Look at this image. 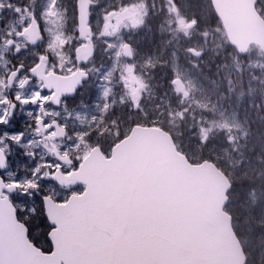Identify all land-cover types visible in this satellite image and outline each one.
I'll return each instance as SVG.
<instances>
[{
	"label": "water",
	"instance_id": "water-1",
	"mask_svg": "<svg viewBox=\"0 0 264 264\" xmlns=\"http://www.w3.org/2000/svg\"><path fill=\"white\" fill-rule=\"evenodd\" d=\"M208 1L221 22L230 46L241 57L249 54L251 46L264 52V19L257 10L258 0ZM92 6L91 0L77 2L78 28L84 33L82 40L78 32L79 39L86 45L81 48L82 55L94 46L92 28L91 32L88 31ZM35 28L36 24L32 22L25 36L34 32ZM93 57L94 54L85 62L77 59L76 55L77 65H85ZM81 71L78 69L68 76L55 74L50 78L72 86V81ZM80 80V84L74 85L73 92L60 95V101L64 97H74L89 80V75L86 73ZM51 103L60 106V103ZM14 111L15 107L11 105L5 126L11 122ZM38 127L41 133H46L43 124ZM144 128L153 127L134 126L128 135L130 138L120 141L112 149L110 157H106L101 149L103 155L90 152L88 178L93 186L91 199L71 218L65 215L66 209L54 210L56 218L64 226L59 237L63 249L58 257L59 264L81 260L97 264H246L232 216L226 211L228 194L233 187L229 177L221 170L231 185L221 196V184L215 170L199 167L203 162L191 163L165 130L144 131ZM133 129L136 131L133 132ZM66 135L67 131L64 136L46 138L53 148L52 142L64 139ZM55 149L53 153L56 157L59 151L56 146ZM2 154L5 167L0 168V173L7 165V157L4 152ZM56 175L60 173L55 172L52 177ZM0 180L6 184L1 176ZM77 185L85 184L77 182L61 186ZM15 192L16 189L0 188V208L3 209L0 236L7 238L9 251L5 259L25 262L36 257L18 244V236L26 235L25 244L34 245L29 239L28 228L25 233L19 227L23 223L18 220L17 209L10 200V195ZM5 195L8 200H4ZM10 206L16 209L14 216ZM70 223L79 233L71 244L68 242Z\"/></svg>",
	"mask_w": 264,
	"mask_h": 264
},
{
	"label": "rangeland",
	"instance_id": "rangeland-1",
	"mask_svg": "<svg viewBox=\"0 0 264 264\" xmlns=\"http://www.w3.org/2000/svg\"><path fill=\"white\" fill-rule=\"evenodd\" d=\"M9 0H0V2H3L4 5H6V2ZM99 2V6L94 9L95 18L93 20L94 22V33L95 37L97 39V52L94 59H92L89 69L91 72L95 75V80L93 81L95 90L99 93L100 100L99 101H83L84 93L81 96V100L78 101L79 104H72L71 107H69V104L64 105V107H61L60 109H56L54 107H50L47 104L43 105L44 111H41V101H37L35 104L32 103H22L21 102V114L25 116V118L22 120V122H28L27 124V130L24 133V136L22 140L20 141V147L24 148L27 152L28 157L29 154H35L36 160L35 162H31V160H28L27 157L24 159V163L22 164V167L20 168L21 173L15 174L18 169L17 164L12 162L8 165L4 172H2L1 176L8 181V184L13 183L14 181L20 182L21 184H24L26 187V181L29 179H33L34 182L40 180L39 177L43 175V172L48 171L50 173H54L55 169L50 168L47 165L49 163H55L56 157L53 154L52 147L49 145V143L45 140L43 134H40L37 132V128L35 126L36 120L38 117H43L45 120H52L50 117H54L60 122L63 123V125H66L70 132L68 133V136L64 141L59 142L57 144L55 142V146L58 148V151L61 155H63L62 151L60 150V147H68L70 148L69 153H73V156L75 158L77 156H82L85 153L90 154V149L85 148L84 145H81V148L79 150H75L73 148V145L76 142V133H90L86 137L87 141L89 142V136H94L95 138L98 137V135L101 133V131L104 130V120L107 115V111L109 109L110 100L112 97H115V95L118 94V99L123 104H127L129 106V110L135 111L136 105L131 101L128 90L124 86L122 80H121V65L124 63H135L136 64V72L137 75H139V60H132L128 61L121 56L119 60L115 57V52L117 48L115 46H118L122 41L128 42L127 39L131 37V34L134 31H137L141 28H145L149 14L151 11V3L149 0H132V3L127 2L126 0H97ZM166 9L168 11V14L171 15L170 19L167 20L168 23H166L165 30L169 33H179L182 35H185L183 32L176 31L177 29V23H176V16L169 12V9L172 7V4L170 3V0H166ZM51 3V0H46V3L44 5V11L48 8L49 4ZM139 3H144L146 5L147 14L143 18V24L139 28H132V27H121L120 32L116 36L107 37V36H101L100 33L103 31V26L105 24V16L112 12H119L121 8H132L133 5H137ZM176 6L180 10V15L185 17L188 21H191V9L193 7L198 8V4L203 6V3L200 2V0H177L175 2ZM207 6V5H206ZM12 8V7H11ZM56 9V8H55ZM257 10L264 18V0H259L257 5ZM17 14L18 18H14V21L11 23V29L9 33H12L9 38H6L4 42L2 41L3 45L0 47V101H3L5 98L7 99V93H6V74L10 72L9 67V57L12 58V60H19V61H33V59H36L39 57L38 50L34 49L32 51V47L29 46V44L23 39V37L17 39L16 38V31L23 28L24 23H21V17H28V12L24 13L21 11L20 13H17L14 9V14ZM58 16L60 17V27L57 29V27L52 23L53 20L56 19V17L51 16H44L43 18L48 23L47 32L49 35V30H51L55 34H59L62 32L66 37L67 34L64 29V14L61 10L57 11ZM191 16V17H190ZM203 19L206 21H210L212 18L210 16L206 17L203 14L200 15ZM30 20V17L28 18V22ZM1 22V21H0ZM115 23V20L112 21ZM197 27V21L196 26L194 28H191L187 34L190 35V33L195 30ZM13 39L14 45L6 47V44H8V40ZM52 39V36L49 35V40L44 42V46L47 47V45L50 43ZM74 37L69 41L68 45H73ZM108 43H112L114 47L109 48ZM129 43V42H128ZM27 44V47L25 45ZM19 46L21 48V51L19 53L15 52V47ZM67 47V46H66ZM66 47L63 49H57L56 51L62 52V58L57 57L55 55V52H52V55L54 57L53 65L56 69V71H62L66 72L69 70V68H74L75 63L72 61V58H70L68 55V51L66 50ZM134 49V48H133ZM135 50V49H134ZM136 54V50H135ZM242 62L238 61L242 65V68L244 70L250 69L253 71L252 78L250 85L254 87V89L258 92L255 96L260 95L259 92H261V96L264 99V52H262L258 47L252 46L249 52V55L246 57ZM149 61V60H148ZM244 64V66H243ZM111 72L112 75L109 77L108 80H105L104 77L108 75V73ZM178 73L181 75L182 80L185 82L186 88L190 89V97L186 100L182 98V95H178L175 90H171V93L169 94V98H172L174 96L176 107L169 108V116L171 119H179L181 118L176 113L178 111L183 112V120H187V116L194 119H199L192 127L190 126V136L191 138L194 137L196 139V142H201L200 139V127H209L210 124H219L222 122H227L229 125H231V130H221L217 127H213V131L209 134V139L206 143L202 144H208L209 141H211L210 144V150L215 153L217 158L222 161L223 166L225 169H227L235 178L236 181L238 180L241 183L247 182V180H259L260 182L257 183V190H261L264 186V181L260 180L258 177H255V170H256V162L261 160L260 155L257 153H254L255 146L250 145V128L247 126L250 121L245 120L243 123L239 119L237 114L229 113L225 108L222 106L216 104V102L210 97V95H207L204 89L198 85L197 81L189 76L188 71H178ZM177 75V72H176ZM141 77V76H140ZM143 80V79H142ZM144 82V81H143ZM145 83V82H144ZM105 87H108L111 89L109 92V96L105 99L102 97V92L104 91ZM231 87V86H230ZM230 87L228 88V91H230ZM146 89V87H145ZM145 89L141 92V98L139 100L142 101V97L144 95ZM39 85L37 86H31L25 91L19 90L16 92L15 95L19 94L21 97V101L25 99H29L32 97V95L40 91ZM42 95H46L44 92H42ZM98 96V95H97ZM254 97L250 100L251 103H253ZM204 102V103H202ZM213 102V103H212ZM108 104V108L104 109V105ZM201 105H204L205 107H201ZM67 108H66V107ZM8 107V104L0 103V116H3L6 112V109ZM58 113V115H57ZM263 120V116L257 115L252 116L251 121H259L261 122ZM107 126V125H106ZM105 126V128H106ZM125 133L129 132V129L127 130V127L125 126ZM262 131L264 132V125H262ZM257 129L256 131H258ZM188 130V128H187ZM131 132V131H130ZM18 133H15L17 135ZM130 134V133H129ZM13 134L5 135L4 131L0 132V147L3 146V144L7 141V138L11 140V142L18 147L19 145L17 142L11 137L15 136ZM259 135V132H258ZM229 136H231V140H229ZM96 140V139H95ZM10 142V147H11ZM99 141H94L89 143L91 147H95L98 144ZM198 147H201L199 143H196ZM109 145V143H107ZM117 144H115L116 146ZM195 145V142L190 140L188 142V146L192 149ZM112 146V148L108 149L109 153L104 155L106 157L111 156L112 149L115 147ZM100 147V146H99ZM4 151L8 154V151L11 150L7 143L4 147H2ZM85 148V149H84ZM101 148V147H100ZM81 150L83 153L81 154ZM26 155V156H27ZM31 162V163H30ZM41 167V172L36 174L34 177L33 172L37 167ZM65 167H68L67 164H65ZM33 176V177H32ZM18 178V179H17ZM50 178H45L42 180L41 188L39 189L40 193L42 194L43 190L48 191L45 192V194H51L53 196L54 200H65L70 197V195L75 192L77 194L81 193L85 189V185H79V188H73V186L68 187H53L46 185V181ZM52 180V179H50ZM53 181V180H52ZM54 182V181H53ZM56 183V182H54ZM57 184V183H56ZM58 185V184H57ZM59 186V185H58ZM21 193L25 189H19ZM18 190V191H19ZM18 194L17 197L19 202L16 204V207L19 209L21 208H39L40 201L35 198V193H32V196L29 195H22ZM242 198V197H240ZM239 199V198H238ZM241 200V199H239ZM238 206H240V209H243L241 212L242 216H246L244 221V228L245 230L250 233L249 239L253 244V252H254V258L253 261H255L253 264H264V219H261L260 215L253 212V210H250L249 208H246V204H243V201H239ZM32 216L30 213L25 212L23 213V217L25 219L34 221V226L37 227L39 225V221L41 220L39 217ZM39 218V219H38ZM260 228L261 231H260ZM258 230L261 232V235H259ZM42 236V235H40ZM256 238H258V243H256ZM30 239V237H29ZM31 241V240H30ZM32 242V241H31Z\"/></svg>",
	"mask_w": 264,
	"mask_h": 264
},
{
	"label": "trees",
	"instance_id": "trees-1",
	"mask_svg": "<svg viewBox=\"0 0 264 264\" xmlns=\"http://www.w3.org/2000/svg\"><path fill=\"white\" fill-rule=\"evenodd\" d=\"M126 1L132 3V0ZM149 1L151 11L146 27L134 31L127 39L136 50L134 59L140 61L138 73L146 85L142 101L139 108L132 111L127 104L119 101L118 94L112 97L104 120V130L97 138L89 136L88 144L99 141L97 145L101 147L102 152L108 154V149L128 136L134 126L159 127L172 136L178 150L185 154L191 163L198 164L206 160L213 162L232 182L233 188L229 193L226 211L233 218V228L242 244L247 264H253L255 262L253 258L256 255L248 236L250 233L243 226L246 216L241 215L243 209H240L237 204L243 201L246 208L255 211L261 219H264V186L261 190H257L259 180H247L245 183L238 180L237 182L236 178L224 168L222 161L210 150L211 141L208 144H202L196 142L194 137L191 138L189 128L196 127L193 125L199 119L187 116V120L181 118L173 120L168 110L177 105L174 96L169 98L171 90L174 89L171 81L176 77V72L188 71L189 76L197 81L216 104L229 113L237 114L242 123L245 120L250 121L247 125L251 132L250 145L255 146L254 153L259 154L261 158L256 162L254 176L264 181V132L259 129L264 125V99L261 92H259L260 95L255 96L258 92L250 85L253 71L244 70L238 63L245 58L230 46L210 1L200 0L203 6L198 4L199 9L192 6L191 16L197 21V27L188 36L169 33L165 30L167 20L171 17L166 9V0ZM67 2L71 14L75 17L76 0H67ZM201 14L210 16L212 19L206 21L200 16ZM190 48L196 49L201 55L193 57L188 51ZM229 87L230 91H228ZM253 97L254 102L251 103L250 100ZM85 99H87L86 95L83 101ZM257 115L263 116V120L251 121L252 116ZM125 126L127 130L129 129L128 133H125ZM257 129L259 130L256 131ZM190 140L195 142L192 149L188 146ZM196 143H199L201 147H198ZM37 217L44 218L42 214ZM18 218L27 225L30 240L35 246L42 250L49 246L46 239L47 224L43 227L34 226V221L25 219L19 207ZM260 231L258 230L259 235H261ZM256 243L259 244L258 238Z\"/></svg>",
	"mask_w": 264,
	"mask_h": 264
},
{
	"label": "snow or ice",
	"instance_id": "snow-or-ice-1",
	"mask_svg": "<svg viewBox=\"0 0 264 264\" xmlns=\"http://www.w3.org/2000/svg\"><path fill=\"white\" fill-rule=\"evenodd\" d=\"M56 2L57 0H51V3L49 4L48 8L44 11V16H51L56 17L55 20L52 21V23L59 29L60 24V17L58 16L57 12L55 11L56 8ZM170 3L172 4V7L169 9V12L176 16V23H177V29L178 32H183L185 35L188 34L189 30L196 24V20L192 19L191 21H188L185 17L180 15V10L175 4V0H170ZM4 7V3L0 2V8ZM8 7H11V4L8 5ZM87 7V5H85ZM21 8L17 7L15 11L17 13L21 12ZM23 11L28 12L29 10L27 8L23 9ZM147 14L146 5L144 3H139L137 5H133L132 8H121L119 12H112L105 16V24L103 26V31L100 33L101 36H107L112 37L116 36L119 32L121 27H132V28H139L143 24V18ZM90 15V13L88 14ZM30 17L32 19V22L36 24V28L34 32L28 34L25 37V33L28 31V28L30 25H24L23 28L16 31V38L19 39L20 37H24L28 44L35 45L38 41L42 40L44 37L42 35V29L40 27L39 22H37L36 14L35 12L30 13ZM115 20V23L112 21ZM25 21V17H21V23L23 24ZM78 32L80 33V37L83 40L84 39V33L83 31L78 28ZM88 31L91 32L90 25L88 26ZM9 36L12 35V33H8ZM49 35L52 36V39L50 43L47 45L48 50L55 52V55L57 57L62 58V52L56 51L58 48L63 49L65 48L69 41L72 39V37H66L62 32L59 34L53 33L51 30H49ZM9 46L14 45V40L9 39L8 40ZM27 47V44L25 45ZM86 45L81 44L76 49V55L77 59L84 60L85 62L90 58L91 55L94 54V46L91 49V51L86 52L85 54H81V48H85ZM108 47L112 48L114 45L112 43H108ZM117 48L115 52V57L117 60L121 56L128 58L129 60H134L135 50L132 48V46L122 41L118 46H115ZM21 51V48L19 46L15 47V52L19 53ZM188 51L196 56L201 55L199 51H197L194 48L188 49ZM49 57L46 55H39L38 60L39 62L36 63L29 71L31 73V76L25 77L21 83L20 87L25 86L29 80L36 79L40 81L39 87L40 91L35 92L31 98L22 100V103H32L35 104L37 101H41V111H44L43 105L47 104L49 102H53L55 104L60 103V95L62 93H71L74 91V85H78L81 83L80 78L85 77L86 73L81 71L79 75L76 77L74 81H72V86H67L66 82L59 80V79H53L50 77L55 76V69L53 68L51 71H48V61ZM24 68L23 64H20L17 66L15 70L11 72V77L9 78V83H11V79L17 76H20L22 73V70ZM39 69V71H37ZM121 71V80L124 84V86L128 90V95L131 99V101L136 105L137 108H139V100L141 98V92L145 89L146 85L143 82L142 78L137 75L136 72V64L135 63H124L121 65L120 68ZM112 75L111 72L108 73L107 76L104 77L105 80H108L109 77ZM172 85L174 86V90L178 95H182V98L186 99L189 97L190 89L185 87V82L182 80L181 75L177 72L176 77L171 81ZM44 89H48L51 94L50 95H42V92ZM111 91L110 88L105 87L104 91L102 92V97L107 98L109 96V92ZM16 100L20 101L21 97L19 94L15 97ZM0 103L7 104L9 101L5 98L3 101H0ZM14 108L15 105H12ZM201 107H205L204 105H201ZM108 108V104L104 105V109ZM178 116L183 118V112L178 111L176 113ZM8 115L7 112L4 113L3 116H0V126H3L7 123V120L5 117ZM58 115V113H57ZM36 123L38 125L43 124V130L45 132H48L50 136H64L66 134V128L67 126H61L59 125L58 121H52V122H46L45 118L38 117L36 120ZM141 126L137 125L136 128H140ZM213 127H217L221 130H231V125H229L226 121L219 123V124H210L209 127H200V139L202 143H206L209 139V134L213 131ZM53 129H57L58 131H53ZM144 131H162L159 127H153L152 129L144 128ZM136 129H133V132H135ZM7 135V133H5ZM76 142L73 145V148L75 150H79L81 148V145H84L85 148H89L90 152L100 153V147L99 145H96L95 147H91L88 144V141L86 137L90 135V133H76ZM24 136L23 132H19L17 135L11 137V139L15 140L19 146L20 141L22 140ZM130 137L125 136V140L129 139ZM231 136H229V140H231ZM122 142V141H121ZM52 151H56L55 146H53ZM3 150L0 149V168L5 167V158L2 154ZM89 159V153H85L82 156H77L75 158V163L69 159V155L67 152H65L63 155L60 153H56V162L49 163L47 166L50 168H54L57 173H60V175H56L52 177V173L45 171L43 172V175L39 177L40 180H43L45 178H55L59 180L61 185L66 184H75L77 182H82L85 185H87V188L83 193H75L73 192L71 196L65 200H54L53 196L51 194H41L40 189V183L39 181H35L33 179H29L26 181V187L24 184H21L20 182L14 181L11 184H3L2 180H0V188H9V189H25L21 194L22 195H29L32 196V193H35V198L40 201L39 208L33 207V208H21L20 212L23 214L25 212L30 213L32 216H36L37 214H42L43 219L39 221V225L37 227H43L47 224L48 226V232L46 233V239L48 241L49 246L47 248H44L43 250H38L34 245L31 244H25L26 241V235L25 236H18V244L21 247H24L26 251L30 253L33 257H36L34 259H29L25 262H19L14 260H6L5 257L8 255V243L7 238L0 236V264H59L58 257L61 255L62 249V242L60 237V233L63 229V225L61 224V221L58 220L55 216V209H66L65 215L69 218L73 217L75 214L79 212V210L83 209L86 203L91 199L92 193H93V186L91 181L88 178V164ZM67 164L68 167H64V165ZM199 167H208L215 170L219 176V181L221 184V196H224V191L229 188L230 182L228 178L224 175V173L217 169L215 164L210 161H204L202 165ZM41 172V167H37L34 170V177L36 174ZM9 198L5 195L4 200H8ZM226 199V197H224ZM223 201H221L222 203ZM11 214H15L16 209L14 207L10 206ZM3 215V209L0 208V216ZM230 219V217H229ZM55 225V226H53ZM20 228L24 229V232L27 233V227L23 224L19 225ZM78 231L75 229V226L73 223H70L68 225V242L71 244L72 240L78 235ZM242 251V249H241ZM71 264H97L95 261H88V260H81V261H73Z\"/></svg>",
	"mask_w": 264,
	"mask_h": 264
},
{
	"label": "flooded vegetation",
	"instance_id": "flooded-vegetation-1",
	"mask_svg": "<svg viewBox=\"0 0 264 264\" xmlns=\"http://www.w3.org/2000/svg\"><path fill=\"white\" fill-rule=\"evenodd\" d=\"M93 3V6L90 8V12H91V17H90V26L93 30V38H92V42L94 44V57L96 56V52H97V48H98V44H97V39H96V35L94 33V18H95V13H94V9L97 8L99 6V2L97 0H91ZM77 2L78 0H76L75 2V17L73 14H71V11L68 7V2L67 0H57L56 2V9L55 11L57 12L58 10H61L64 14V29L65 32L67 34L68 37H74L73 40V45H67L66 50L69 52L68 55L70 58L74 57V59L72 58V61L75 63V67L74 68H69L68 71L66 72H62V71H56L54 65H53V61H54V57L52 55V53L48 50L47 47L44 46V42L45 40L48 41L49 40V35L47 32V28H48V23L47 21L43 18V13H44V5L46 3V0H9L6 2V5H4L3 8H0V47L1 45H3L2 41L4 42V40L6 38H9L8 33L10 32L11 29V23L12 21H14V18H18L17 14H14V9H16L17 7H20L23 11V9L27 8L28 11V17L25 18L24 21V25H31L32 23V19L30 17V13L31 12H35L36 14V18H37V22H39L40 27L42 29V35H43V39L38 41V43L36 45H31L29 44L30 47H32V51L34 49L38 50V54L39 55H46L49 57L48 61H47V65H48V71H51L53 68L55 69V74L60 75V76H68L71 75L72 73H74L76 70L80 69L85 71L88 75H89V80L87 82H85L83 84V86L77 91V93L75 94L74 97H64L61 99L60 101V106L56 107L54 106L51 102L47 103L48 106L50 107H54L56 109H60L61 107H64V105L69 104V107H71L72 104H79L78 101L81 100V96L84 93V95L87 96V99H85V101L87 102L92 101L94 99V101H99L101 98L99 96V93L95 90L93 81L95 80V75L91 72V70L89 69L90 63L92 61V59L86 63L85 65L82 66H78L77 62H76V49L77 47H79L81 44H84V42L80 41L79 39V34H78V8H77ZM11 4V7H8V5ZM24 13H26L25 11H23ZM30 17V20L28 22V18ZM76 18V20H75ZM24 27V26H23ZM26 37V36H25ZM22 38V37H21ZM23 39L27 42V40L23 37ZM28 43V42H27ZM128 43V42H127ZM9 44H6V47H8ZM53 52V51H52ZM12 57V56H11ZM9 57V67H10V72H8V74H6V79H5V84H6V93H7V100L9 101L8 107L6 109V112L10 113V107L11 105H15V111H14V115L11 119V122L9 123V125L5 126H0V132L4 131L5 133L8 134H13L15 135V133H19V132H25L27 130V124L28 122H22V120L25 118L24 115L21 114L22 108H21V100L18 101L15 99L16 97V92L19 90L25 91L28 88H30L31 86H37L39 85V83H41L40 81L36 80V79H31L29 80V82L23 86L20 87V83L21 81L25 78V77H29L31 76L30 73V69L39 62L38 58L33 59V61H19V60H12V58ZM93 57V59H94ZM23 64L24 68L22 70V73L20 76H17L15 78V80L13 81V83L11 85H9V78L11 76V72L13 70H15L17 68L18 65ZM46 95H50L51 92L47 91L46 89H44L43 91ZM98 95V96H97ZM66 107V106H65ZM67 108V107H66ZM8 115L5 117V119L7 120ZM22 119V120H21ZM50 119L52 120H45L46 122H52V121H58L59 125L64 126L62 122H60L59 120H57L54 117H50ZM35 126L37 128V132H39L40 128L38 127L37 123H35ZM53 131H56L55 129H53ZM67 131V135L70 132V130L68 129V127L66 128ZM42 134V133H40ZM45 140L47 136H50L48 134V132L46 134H43ZM7 142H5L3 144L2 147L5 146V144L7 143V145L9 146V148L11 150L8 151V154L4 151V149L2 147H0V149H2L5 152V155L7 157V164L9 165L11 162L13 164L16 163L17 164V171H15V174H20V168L22 167V164L25 162L24 159L25 157H27L28 160H31V162H35L36 160V155L35 154H29L30 156L28 157L27 152L25 151L24 148L18 146L16 147L9 138H7V140H5ZM64 140H55L54 142H56L57 144H59V142H62ZM10 142H11V147H10ZM48 142V141H47ZM50 146L51 143L48 142ZM60 150L62 151V153L64 154L65 152L68 153L69 155V159H71L74 163H75V156H73V153H69L71 150L68 147H60ZM27 155V156H26ZM30 162V163H31ZM65 167V165H64ZM54 174V173H53ZM52 174V175H53ZM50 178V177H49ZM3 180H6L5 178H2ZM18 179V178H17ZM51 179V178H50ZM47 180L46 181V185L49 186H53V187H60L58 186L56 183H54L52 180ZM40 183V188L42 185V180H38ZM8 182V181H7ZM9 183V182H8ZM74 188H79V186H76ZM19 190V189H18ZM45 192L48 193V191L43 190L42 194H44ZM21 191H16L15 194H13L11 196V198L16 199L17 202H19L17 195L20 194Z\"/></svg>",
	"mask_w": 264,
	"mask_h": 264
},
{
	"label": "bare ground",
	"instance_id": "bare-ground-1",
	"mask_svg": "<svg viewBox=\"0 0 264 264\" xmlns=\"http://www.w3.org/2000/svg\"><path fill=\"white\" fill-rule=\"evenodd\" d=\"M81 154L83 153V151L81 150V152H80ZM34 173V172H33ZM33 177V176H32Z\"/></svg>",
	"mask_w": 264,
	"mask_h": 264
}]
</instances>
